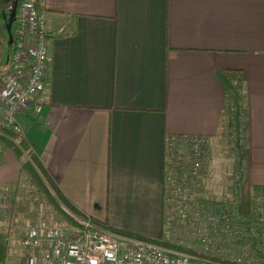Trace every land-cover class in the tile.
I'll list each match as a JSON object with an SVG mask.
<instances>
[{
  "label": "crops",
  "instance_id": "crops-1",
  "mask_svg": "<svg viewBox=\"0 0 264 264\" xmlns=\"http://www.w3.org/2000/svg\"><path fill=\"white\" fill-rule=\"evenodd\" d=\"M7 3L0 0V75L11 56ZM44 5L51 60L41 91L18 121L25 145L78 213L139 236H160L164 140H218L226 108L219 68L243 71L248 179L254 190L264 189V0ZM9 148L0 143V196L20 181L29 184ZM37 215L57 224L46 219L52 214ZM15 223L10 228L21 229V244L25 226ZM23 250L20 260L32 253Z\"/></svg>",
  "mask_w": 264,
  "mask_h": 264
},
{
  "label": "built area",
  "instance_id": "built-area-1",
  "mask_svg": "<svg viewBox=\"0 0 264 264\" xmlns=\"http://www.w3.org/2000/svg\"><path fill=\"white\" fill-rule=\"evenodd\" d=\"M44 3L45 0H18L9 43L11 56L0 75V136L8 138L15 146H20L25 137L18 115L29 108L41 91L51 60ZM13 9V1L6 4L7 17ZM39 108L36 105L34 112ZM207 146V140L200 136L165 138L163 217L158 238L148 240L115 232L64 209L73 219L72 223L57 225L42 219L25 228L21 246L32 253L21 264H222L207 255L193 261L187 248L182 246L183 240L172 236L174 228H183L204 205L201 195ZM252 196L259 201L256 204L254 201L255 221L247 226L264 225V189L253 190ZM13 204L8 194L0 197L1 220L9 221L14 217ZM213 206L211 204V208ZM212 212L214 218L216 210ZM206 240H209L206 235L201 238L202 243ZM234 261L238 263L240 258Z\"/></svg>",
  "mask_w": 264,
  "mask_h": 264
},
{
  "label": "rangeland",
  "instance_id": "rangeland-1",
  "mask_svg": "<svg viewBox=\"0 0 264 264\" xmlns=\"http://www.w3.org/2000/svg\"><path fill=\"white\" fill-rule=\"evenodd\" d=\"M13 26L14 24L12 23L11 30ZM243 129L244 127L242 130ZM232 140V136L226 130V135L224 137L219 136L217 141H214L210 145L208 144L206 148L207 157L205 155V170L207 161L208 168L210 165L213 171L209 169L211 171L210 174H208V170L205 171V178L202 182L204 189L201 195L207 203L204 204L205 202L203 200V209L200 208L198 212L194 214V219H189L188 223L183 228H174L172 236L176 240H183L184 244L182 246L184 248L191 249L198 244V248L202 249L207 256L217 259L222 264H232L227 263V261L232 262L234 258L238 257L240 258V262L235 263L234 261L233 263L264 264V234H259L258 238L253 240L254 235L250 232H246V227L237 223V216L235 217L230 214L225 215L224 205L230 206L235 195V174L233 172L235 167V154L231 144ZM8 150L14 153L12 146H10ZM22 184V181H20L18 186L12 188V191H4L5 193H3L8 194L13 201V210L15 212L14 217H11L12 219L10 218L11 220L9 219V221L0 219V229L6 231L10 246L9 254L4 264H21L24 262V259L20 260L24 248L21 246L20 240H18L21 229L11 230L10 226L13 224V221L15 223L16 220L19 226H25L26 228L31 223L39 222L43 219H38L37 214H39L40 217H50V214H52L51 218L46 219H50L59 225L64 223V221L59 218L58 214L55 213L54 208L44 203L42 196L32 192L33 188H31L29 184L27 186ZM251 189L252 191L254 190L253 188ZM255 191L260 192L258 190ZM212 201L214 202L216 210V216L214 218L212 212L214 208H211L210 203ZM254 201L256 204L259 198L255 197ZM59 204L63 210L67 209L60 201ZM220 217L223 218L221 219ZM233 217L235 219H232ZM21 218H24L25 222H23ZM192 221L194 224H192ZM99 224H103L110 229V226L106 223ZM14 235L16 236L15 239H13ZM205 235L209 240H206L203 245H200L201 238ZM154 239L156 238H152V240Z\"/></svg>",
  "mask_w": 264,
  "mask_h": 264
},
{
  "label": "trees",
  "instance_id": "trees-1",
  "mask_svg": "<svg viewBox=\"0 0 264 264\" xmlns=\"http://www.w3.org/2000/svg\"><path fill=\"white\" fill-rule=\"evenodd\" d=\"M12 31V30H11ZM217 79L219 80L222 89L224 102L226 103V108L222 113L219 121V135L224 137L226 135V130L232 136L233 140L231 142L233 146V151L235 154V167L233 172L235 174L234 182V199L233 202L228 205H224L225 214H230L234 216L247 217L253 213L254 200L252 196L251 185L248 179V159H249V149L246 144V139L242 130L243 128V71L236 68H219L215 70ZM227 117H226V116ZM0 143L12 146L14 154L20 163V171L24 176L25 180L33 188V192L39 196H42L47 205H51L54 208L55 213L58 214L59 218L65 223H72L73 219L68 215V213L61 208L59 201L69 210L78 215L83 216L78 213L74 207H72L68 201L62 196L59 190L53 186L45 173V170L37 160V156L33 151L25 145L24 141L20 146H13L12 142L3 136H0ZM43 178L48 182L52 193L47 189ZM164 199V189L163 198ZM59 200V201H58ZM204 204L207 202L204 200ZM214 205V202H210ZM220 204V203H217ZM223 205V204H221ZM215 209V207L213 206ZM163 217V215H162ZM97 223V222H96ZM99 224V223H98ZM103 225V224H102ZM115 232L128 234L131 236H139L127 231L119 230L110 227ZM143 237V236H140ZM148 240L152 238L143 237ZM9 243L7 240V233L4 229H0V264H4L7 256L9 254ZM185 250H190L187 248ZM227 263L233 262L227 261Z\"/></svg>",
  "mask_w": 264,
  "mask_h": 264
},
{
  "label": "bare ground",
  "instance_id": "bare-ground-1",
  "mask_svg": "<svg viewBox=\"0 0 264 264\" xmlns=\"http://www.w3.org/2000/svg\"><path fill=\"white\" fill-rule=\"evenodd\" d=\"M10 1H13V0H9L8 2H10ZM202 182H203V180H202ZM203 189H204V186H203ZM199 204L201 205L200 202H199ZM202 208H203V206H202ZM220 218L222 219L223 217H220ZM254 221H255V215L253 213H251L247 217L237 216V223L246 227V229H247L246 232H250L251 234H253L254 235L253 240H256L258 238L259 234H264V225H262V224L261 225H252L251 224V225L247 226V224L253 223ZM197 245L192 247L190 250H188V254L193 258L192 259L193 261H199L200 259H202L206 256L204 251L202 249L198 248ZM200 245H203V243L201 241H200Z\"/></svg>",
  "mask_w": 264,
  "mask_h": 264
},
{
  "label": "water",
  "instance_id": "water-1",
  "mask_svg": "<svg viewBox=\"0 0 264 264\" xmlns=\"http://www.w3.org/2000/svg\"><path fill=\"white\" fill-rule=\"evenodd\" d=\"M5 1H9V0H5ZM18 0H13L14 3V9L10 12L8 20H7V24H6V28H7V33L9 36V42H11L12 40V32H11V27H12V23L14 20V16H15V7L17 5Z\"/></svg>",
  "mask_w": 264,
  "mask_h": 264
}]
</instances>
